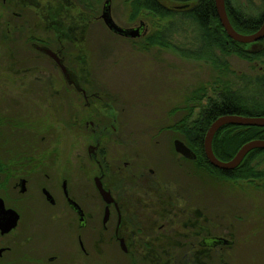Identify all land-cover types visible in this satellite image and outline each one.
I'll list each match as a JSON object with an SVG mask.
<instances>
[{
	"label": "flooded vegetation",
	"instance_id": "obj_1",
	"mask_svg": "<svg viewBox=\"0 0 264 264\" xmlns=\"http://www.w3.org/2000/svg\"><path fill=\"white\" fill-rule=\"evenodd\" d=\"M0 2L4 16L10 11L15 19L0 35V57L6 54L8 64L2 73L10 76L0 79V140L7 135L14 142L0 144V200L19 217L9 233L0 230V264H16L31 252L34 232L45 242L63 236L87 258H97L105 247L119 249L129 264H226L227 251L240 244L241 220L228 214L224 199L198 192L192 170L203 179L209 173L193 148L179 140L196 160L177 153L174 144H133L129 118L115 106L118 98L89 80L93 72L78 37L57 31L51 38L56 23L50 6L34 23V0ZM20 43L27 50L16 48ZM43 61L53 65L56 81L42 78L49 73L39 65ZM37 72L39 80L33 79ZM57 133L86 136L85 148L32 146ZM59 259L47 257L49 264Z\"/></svg>",
	"mask_w": 264,
	"mask_h": 264
},
{
	"label": "rangeland",
	"instance_id": "obj_2",
	"mask_svg": "<svg viewBox=\"0 0 264 264\" xmlns=\"http://www.w3.org/2000/svg\"><path fill=\"white\" fill-rule=\"evenodd\" d=\"M106 1L34 0L33 22L39 21L42 8L48 5L55 13L53 18L56 23L51 26L55 28L51 38L55 37L57 31L69 33L71 38L78 37V45L86 51L84 54L87 56V64L91 65L93 72L89 80L96 81L97 86H102L113 97L118 98L115 106L129 118V135L133 144L140 143L141 148H171L176 139L184 141L180 133H174L169 128L187 117V103L201 88L214 99L225 84L248 97L264 93V85L256 90L257 79L264 76L262 61H247L236 56H223L218 52L216 64L209 60L185 57L183 50L194 52L199 44L190 28L183 24L182 28L174 26L171 33L173 50L148 47L145 41L147 37L127 39L117 36L100 19ZM110 1L112 17L122 28H137L143 22L147 34L154 30L157 20L148 16H142L137 22L131 23L127 0ZM231 3L249 17H255L264 10L263 0H231ZM3 10L0 2V35L8 32V21L15 20L10 11L7 17L4 16ZM66 46L73 47L72 44ZM16 48L24 52L28 46L20 43ZM4 57L6 54L0 57V79L10 80L7 72L2 73L8 65L4 63ZM33 65L37 64L34 62ZM39 65L45 67L49 73L42 76L37 72L33 79L39 80L42 76L51 82L57 80L52 64L43 61ZM204 100L207 103L206 97ZM198 115L197 111L193 117ZM168 130L173 134L167 132ZM86 139V136L79 139L57 133L47 135L45 142H41V138L37 143L34 141L32 146L85 148ZM0 141V144L3 142L9 146L14 143L7 135ZM261 169L264 170V159ZM200 173L193 169L190 174L195 187L199 189L198 192L207 191L215 201L224 199V208L230 211L227 213L236 214L241 220L240 244L238 248L227 251L226 264H264V181L258 187L242 182L234 185L220 183L211 178L203 179V174ZM38 234L40 233L34 232L31 246L33 250L28 251L25 256V250H21V256L24 257L16 264H49L47 257L51 254L60 257L56 264H129L122 252L116 248L103 247L98 251L97 258H87L84 255L78 256L77 249L69 246L63 236V240L61 237H54L45 242L40 241ZM86 246L91 247L89 240ZM2 264L12 263L5 260Z\"/></svg>",
	"mask_w": 264,
	"mask_h": 264
},
{
	"label": "trees",
	"instance_id": "obj_3",
	"mask_svg": "<svg viewBox=\"0 0 264 264\" xmlns=\"http://www.w3.org/2000/svg\"><path fill=\"white\" fill-rule=\"evenodd\" d=\"M166 1L188 7L178 10L161 0H127L131 23L137 22L142 16L157 20L154 30L145 39L148 47L173 50L171 33L174 26L182 28L183 24L190 28L195 41L199 44V48L194 52L183 50L185 57L209 60L210 63L216 64L218 52L223 56H236L247 61L260 60L264 63V40L255 45H243L231 40L220 23L215 0ZM226 6L232 26L240 34H254L264 22V10L255 17H249L237 10L231 0H226ZM256 85V90L264 85V76L257 79ZM206 92L202 88L197 90L187 103L186 109L189 110L187 117L169 129L183 136L185 143L198 155L200 168L204 165L212 180L234 185L242 182L258 187L259 183L264 181V170L261 169L264 150L252 151L237 169L227 172L216 169L208 162L204 152V141L211 125L221 117L264 118V93L248 97L240 91L233 90L228 84L217 92L215 99ZM197 111L199 115L194 118L193 115ZM255 140H264V128L226 126L214 137L213 151L220 161L228 162L245 144Z\"/></svg>",
	"mask_w": 264,
	"mask_h": 264
},
{
	"label": "water",
	"instance_id": "obj_4",
	"mask_svg": "<svg viewBox=\"0 0 264 264\" xmlns=\"http://www.w3.org/2000/svg\"><path fill=\"white\" fill-rule=\"evenodd\" d=\"M161 1L169 7L178 10H182L188 7L185 5H175L169 3L166 0ZM215 4L220 23L231 40L243 45H255L264 40V22L256 33L251 35L240 34L234 29L231 24L227 11L226 0H215ZM100 19L103 21L106 28L117 36L127 39H139L142 37V31L145 24L142 22L139 27L132 29H125L119 26L112 17L110 0H107L105 2L102 16L100 17ZM42 51L50 57L56 58V56L49 49H42ZM61 68L65 73L66 79L70 81L71 74L69 73V71L62 64ZM226 126L264 128V118L224 116L216 120L209 128L204 141V152L208 162L218 170L234 171L243 163L244 159L249 153L255 150H264V140H255L245 144L232 160L228 162H222L214 154L213 140L216 134ZM174 145L177 153L181 154L187 159L196 160L197 157L194 152L191 151L183 142L177 140L175 141ZM100 191L108 201V193H106L102 188H100ZM18 220V215L14 211L6 210L3 201L0 200V230L2 231V233L6 234L9 233L12 229H14L17 226ZM2 253L3 251H0V258L2 256Z\"/></svg>",
	"mask_w": 264,
	"mask_h": 264
}]
</instances>
